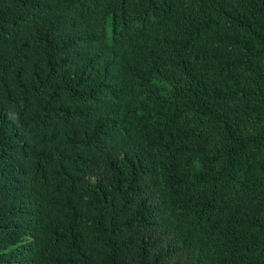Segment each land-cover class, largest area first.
Returning <instances> with one entry per match:
<instances>
[{
    "label": "trees",
    "instance_id": "obj_1",
    "mask_svg": "<svg viewBox=\"0 0 264 264\" xmlns=\"http://www.w3.org/2000/svg\"><path fill=\"white\" fill-rule=\"evenodd\" d=\"M0 264H264V0H0Z\"/></svg>",
    "mask_w": 264,
    "mask_h": 264
}]
</instances>
